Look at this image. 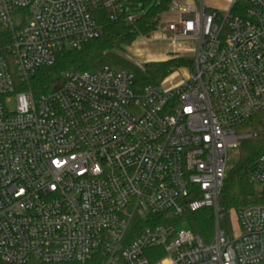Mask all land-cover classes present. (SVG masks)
I'll list each match as a JSON object with an SVG mask.
<instances>
[{
  "label": "built area",
  "instance_id": "obj_1",
  "mask_svg": "<svg viewBox=\"0 0 264 264\" xmlns=\"http://www.w3.org/2000/svg\"><path fill=\"white\" fill-rule=\"evenodd\" d=\"M145 1L0 0V264H264V155L250 177L262 200L236 211L239 234L219 207L237 127L264 111V0H228L224 14L170 0V40L197 43L176 87L137 92L131 71L98 62L51 93L27 88ZM207 209L209 243L184 218Z\"/></svg>",
  "mask_w": 264,
  "mask_h": 264
},
{
  "label": "trees",
  "instance_id": "obj_2",
  "mask_svg": "<svg viewBox=\"0 0 264 264\" xmlns=\"http://www.w3.org/2000/svg\"><path fill=\"white\" fill-rule=\"evenodd\" d=\"M248 6L244 1L234 9V15L239 9ZM145 12L136 22L126 23L103 20V32L98 39L83 43L79 48L62 50L57 54L52 66L41 68L31 79L27 88L34 96L39 97L53 92L63 81L67 72H86L95 69L102 59H109L119 68L127 69L134 74L135 90L142 92L147 86H160L175 68L192 66V59L182 57L165 61H149L144 67L138 68L118 52H124V47L130 46L137 38L155 31L161 17L169 10L170 0L160 3L145 1ZM4 34V33H3ZM8 42L0 37L1 46ZM237 133L243 137L239 146V159L226 175L224 187L220 196V210L223 220L221 228L231 229V212L259 204L261 194L251 181V173L258 161L264 155V111L254 115L249 121L237 127ZM186 225L206 243L211 242L215 228V213L212 209L184 215ZM158 221L154 224H161ZM167 224L175 223L168 221ZM151 223H147V226ZM231 231V230H230Z\"/></svg>",
  "mask_w": 264,
  "mask_h": 264
},
{
  "label": "rangeland",
  "instance_id": "obj_3",
  "mask_svg": "<svg viewBox=\"0 0 264 264\" xmlns=\"http://www.w3.org/2000/svg\"><path fill=\"white\" fill-rule=\"evenodd\" d=\"M204 2L206 8L212 11L216 10L222 14H224L229 7L228 0H205ZM177 20L178 15L176 13L168 12L164 14L161 17L160 23L155 31L147 35L140 36L130 46L124 47V52H118V55L125 57L136 67L141 69L144 67L147 61H165L159 60L162 57H168L167 60L171 59L170 57L177 59V57L181 56H183L185 59H192L193 53L191 52V49L197 47L196 41L189 40L173 43L172 40H170L172 33L167 31V25L172 22H176ZM177 48H180L179 52ZM99 63L119 68L116 67L109 59H102L99 61ZM189 73L190 66L175 68L167 77V79H165V81L161 84V86L164 88L176 87L188 79ZM238 152V148H233L228 151V169L237 163L239 159ZM235 214V211L231 212V221L234 228V233L237 235L239 234V226ZM185 226V228L188 227L187 225ZM182 228L184 227L182 226Z\"/></svg>",
  "mask_w": 264,
  "mask_h": 264
},
{
  "label": "crops",
  "instance_id": "obj_4",
  "mask_svg": "<svg viewBox=\"0 0 264 264\" xmlns=\"http://www.w3.org/2000/svg\"><path fill=\"white\" fill-rule=\"evenodd\" d=\"M180 48H177V50H178V52L180 51L179 50ZM194 55V54H193ZM182 58H183V56H181ZM170 58H172V57H170ZM168 59V57H162L161 59H159V60H167ZM150 60V59H149ZM151 61V60H150ZM154 61H158V60H154ZM147 62H149V61H147Z\"/></svg>",
  "mask_w": 264,
  "mask_h": 264
},
{
  "label": "water",
  "instance_id": "obj_5",
  "mask_svg": "<svg viewBox=\"0 0 264 264\" xmlns=\"http://www.w3.org/2000/svg\"><path fill=\"white\" fill-rule=\"evenodd\" d=\"M56 89H57V88H56ZM56 89H55V90H56Z\"/></svg>",
  "mask_w": 264,
  "mask_h": 264
}]
</instances>
